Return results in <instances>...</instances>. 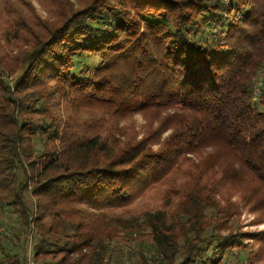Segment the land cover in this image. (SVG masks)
I'll return each mask as SVG.
<instances>
[{
    "label": "trees",
    "instance_id": "obj_1",
    "mask_svg": "<svg viewBox=\"0 0 264 264\" xmlns=\"http://www.w3.org/2000/svg\"><path fill=\"white\" fill-rule=\"evenodd\" d=\"M36 1L0 0V264H264V0Z\"/></svg>",
    "mask_w": 264,
    "mask_h": 264
},
{
    "label": "rangeland",
    "instance_id": "obj_2",
    "mask_svg": "<svg viewBox=\"0 0 264 264\" xmlns=\"http://www.w3.org/2000/svg\"><path fill=\"white\" fill-rule=\"evenodd\" d=\"M34 3L39 8V4L37 3L36 0H34ZM258 81H259V83L264 81V70L260 73V75L258 77ZM135 121H136L138 126H141V124L143 123V118L140 115H137L135 117ZM27 203L29 206H31L29 199H27ZM1 217H2V220L5 224L2 226V228H0V233H5V234L9 233V227L7 225H8V222H10L12 216L10 217L8 211H4V213L1 215ZM253 218H254V216L252 214H244L241 217V220H239V222H237V223H239L240 225H243L244 229H248V228H250V229H256V228L263 229L264 224L259 225V226H255V225L250 226L249 225V222L252 221ZM25 238H26V240H24L23 255L26 258L27 256L30 257V251L32 249V235H27ZM28 257H27V261H28Z\"/></svg>",
    "mask_w": 264,
    "mask_h": 264
},
{
    "label": "built area",
    "instance_id": "obj_3",
    "mask_svg": "<svg viewBox=\"0 0 264 264\" xmlns=\"http://www.w3.org/2000/svg\"><path fill=\"white\" fill-rule=\"evenodd\" d=\"M30 264H33L32 262H30Z\"/></svg>",
    "mask_w": 264,
    "mask_h": 264
}]
</instances>
